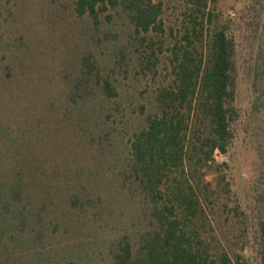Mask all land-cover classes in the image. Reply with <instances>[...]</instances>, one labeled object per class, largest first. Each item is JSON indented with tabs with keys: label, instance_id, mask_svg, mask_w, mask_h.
Segmentation results:
<instances>
[{
	"label": "trees",
	"instance_id": "16d2710c",
	"mask_svg": "<svg viewBox=\"0 0 264 264\" xmlns=\"http://www.w3.org/2000/svg\"><path fill=\"white\" fill-rule=\"evenodd\" d=\"M219 1L187 0L169 35L155 0L0 10V264H72L90 240L106 264H264V0L239 20ZM242 23L259 175L251 215L225 205L226 235L211 209L230 202L231 167L215 153L240 117ZM165 61L139 113L119 118L118 74L155 82Z\"/></svg>",
	"mask_w": 264,
	"mask_h": 264
},
{
	"label": "rangeland",
	"instance_id": "374dc122",
	"mask_svg": "<svg viewBox=\"0 0 264 264\" xmlns=\"http://www.w3.org/2000/svg\"><path fill=\"white\" fill-rule=\"evenodd\" d=\"M156 2L161 1L163 3V19L166 25L167 35L170 34V29L174 31L179 28L182 19V14L186 8L187 0H155ZM45 2V0H44ZM249 0H220L219 10L230 18L242 19L245 11V7ZM72 0H57V5L61 11V15L69 14L71 11ZM46 4V3H45ZM12 2L7 0H0V10L6 15V8H12ZM61 17V16H59ZM3 19L0 17V20ZM244 24L236 31L237 33V43L239 50V67L240 76L238 80L237 89V99L236 107L239 110L240 117L233 124L235 129V140L231 148H229L226 155H218L217 161L219 163H228L231 167V172L229 175V180L232 184V194L230 196V202L224 200L222 197L216 200L214 206L212 207V213L214 215L215 224L219 225L224 229L225 234L228 235L229 232V218L228 210L225 209L227 204L229 208H233L235 205H239L243 210L247 211L248 214L253 213V208L255 206L256 196H257V180H258V164L259 158L258 153L253 145V137L250 132H247V126L249 123V113L251 110V105L253 102V92L251 86L245 76L244 69L246 65V60L248 59L249 48L248 41L244 37ZM60 31H56L59 34ZM2 38L7 39L9 32L5 30L2 26L0 35ZM10 37L12 34L10 33ZM9 37V38H10ZM170 38V37H169ZM3 39V40H4ZM171 39V38H170ZM167 61L161 67V74L152 82L150 78L145 79L139 77L140 80L135 79L132 74L125 75L123 72L119 73L120 79V97L117 101L116 107L121 110V115H126V117H133L139 113V106L145 104L147 98L150 97L152 89L157 85L163 83L165 77V66ZM209 180L212 177L208 178ZM87 243L89 245L86 247V252L88 256L80 260L73 259L72 264H106L103 260L105 257V250L103 246L96 248L92 245L93 241L90 240ZM92 243V244H91ZM103 252V253H101ZM248 255L251 254V250L248 249ZM64 264H70L69 262H64Z\"/></svg>",
	"mask_w": 264,
	"mask_h": 264
},
{
	"label": "built area",
	"instance_id": "2783aa9c",
	"mask_svg": "<svg viewBox=\"0 0 264 264\" xmlns=\"http://www.w3.org/2000/svg\"><path fill=\"white\" fill-rule=\"evenodd\" d=\"M218 155H223V154H221L219 151H216V153H215V159L216 160H217Z\"/></svg>",
	"mask_w": 264,
	"mask_h": 264
}]
</instances>
